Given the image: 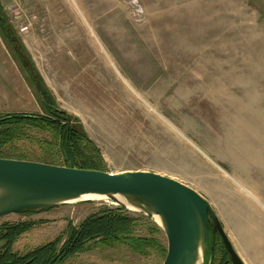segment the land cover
I'll use <instances>...</instances> for the list:
<instances>
[{
    "label": "rangeland",
    "instance_id": "obj_1",
    "mask_svg": "<svg viewBox=\"0 0 264 264\" xmlns=\"http://www.w3.org/2000/svg\"><path fill=\"white\" fill-rule=\"evenodd\" d=\"M0 16L14 43L0 30V116L44 114L31 84L32 63L56 106L95 145L103 171H152L188 185L212 205L247 257L241 209L245 198H256L245 186L255 190L264 181V0H0ZM19 42L31 60L19 57ZM45 140L50 135L32 126L14 150L46 154ZM117 206L81 199L11 214L0 226L35 222L13 244L23 255L69 223L78 226ZM161 244H167L164 233ZM215 248L212 264H219L227 256L218 238ZM247 255L255 259L246 264H264ZM163 259L157 249L140 253L123 243L95 245L64 264Z\"/></svg>",
    "mask_w": 264,
    "mask_h": 264
},
{
    "label": "water",
    "instance_id": "obj_2",
    "mask_svg": "<svg viewBox=\"0 0 264 264\" xmlns=\"http://www.w3.org/2000/svg\"><path fill=\"white\" fill-rule=\"evenodd\" d=\"M29 70L33 75V69ZM85 195L105 197L145 216L158 217L156 223L167 243L162 264H203L207 244L211 252L215 238L220 239L231 264H244L212 205L174 178L145 170L112 173L0 158V218L53 209Z\"/></svg>",
    "mask_w": 264,
    "mask_h": 264
},
{
    "label": "trees",
    "instance_id": "obj_3",
    "mask_svg": "<svg viewBox=\"0 0 264 264\" xmlns=\"http://www.w3.org/2000/svg\"><path fill=\"white\" fill-rule=\"evenodd\" d=\"M1 20L0 16V22ZM0 30L8 44H14L13 40L9 39L6 27L1 26V23ZM18 46H20V52L29 58L20 42ZM31 66L33 69V75L30 74L31 84L45 112L43 115L8 113L0 116V158L102 170L98 165L99 153L95 145L83 131L73 125V116L56 106L44 80L32 63ZM32 126L50 135V141L45 140L40 143L45 146L46 154L30 156L14 150L15 143L21 140L22 136L24 137V129ZM52 149L54 152H49ZM42 210L25 211L19 214L29 215ZM126 211L125 206L120 205L91 215L78 226L69 223L66 229L52 241L23 255L13 251V244L21 235L36 226L35 222L2 224L0 226V264H64L73 255L91 249L95 245L112 246L123 243L128 244L133 251L140 253L147 249H157L165 257L166 246L161 244L163 233L161 228L151 220V217L145 215L137 218L131 217L125 214ZM137 226L147 229L146 234H135L134 229ZM222 250L227 258L219 264H231L228 254L224 249ZM215 252V241L211 252L207 244L204 258H210L211 264Z\"/></svg>",
    "mask_w": 264,
    "mask_h": 264
},
{
    "label": "crops",
    "instance_id": "obj_4",
    "mask_svg": "<svg viewBox=\"0 0 264 264\" xmlns=\"http://www.w3.org/2000/svg\"><path fill=\"white\" fill-rule=\"evenodd\" d=\"M245 187L251 191L257 199L252 201L251 199L253 198H245L244 201H246V204L241 209V216L243 218L240 220V225L242 229L241 232L244 233L245 238L243 243L246 245V247L244 246V248L241 249L245 252L244 254L247 256L246 258L242 256L241 250H237L234 247L230 235L227 234L224 222H221L225 233L229 237L234 249L244 264H246V259H255L249 257L247 254H255L256 259L264 260V181L258 182V187L255 190H252V188L248 186ZM239 244H241L240 241ZM249 247L251 248L248 249Z\"/></svg>",
    "mask_w": 264,
    "mask_h": 264
},
{
    "label": "bare ground",
    "instance_id": "obj_5",
    "mask_svg": "<svg viewBox=\"0 0 264 264\" xmlns=\"http://www.w3.org/2000/svg\"><path fill=\"white\" fill-rule=\"evenodd\" d=\"M93 198L106 199L105 197H100V196H95V195H85V196L81 197L79 200H81V199H93ZM117 200H118V201H121V202H124V200L121 199V198H119V197H117ZM69 202H74V201H69ZM113 202H114V201H113ZM127 207H128V209H130V210H132V211L135 210V209H133V208L130 207V206H127ZM154 218H155V220H156L157 222H159V218H158V217H154Z\"/></svg>",
    "mask_w": 264,
    "mask_h": 264
},
{
    "label": "flooded vegetation",
    "instance_id": "obj_6",
    "mask_svg": "<svg viewBox=\"0 0 264 264\" xmlns=\"http://www.w3.org/2000/svg\"><path fill=\"white\" fill-rule=\"evenodd\" d=\"M19 52H20V50L18 51V54H19V57H20V54H21V55H23V54H22L21 52H20V53H19ZM20 58H21V57H20ZM216 237H217V236H216Z\"/></svg>",
    "mask_w": 264,
    "mask_h": 264
}]
</instances>
